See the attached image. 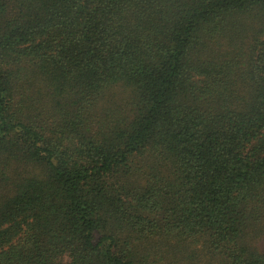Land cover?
Instances as JSON below:
<instances>
[{
  "label": "trees",
  "instance_id": "16d2710c",
  "mask_svg": "<svg viewBox=\"0 0 264 264\" xmlns=\"http://www.w3.org/2000/svg\"><path fill=\"white\" fill-rule=\"evenodd\" d=\"M0 264H264V0H0Z\"/></svg>",
  "mask_w": 264,
  "mask_h": 264
}]
</instances>
